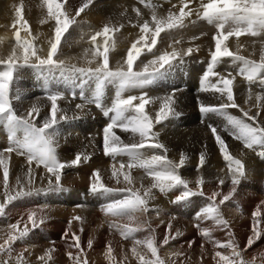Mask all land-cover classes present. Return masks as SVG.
<instances>
[{"label": "bare ground", "instance_id": "1", "mask_svg": "<svg viewBox=\"0 0 264 264\" xmlns=\"http://www.w3.org/2000/svg\"><path fill=\"white\" fill-rule=\"evenodd\" d=\"M61 2L64 3L65 10L70 15L75 16V12L86 0H66V2L61 0ZM21 5H23V16L28 21L31 33L29 36L27 32L21 29V37L27 39L35 37L34 42L41 57H46L50 47L49 41L54 38L55 21L47 18V9L42 6V0H0V59H6L15 46L16 28L13 27V24L17 18L16 9ZM134 8L140 9L141 17L136 15V12L133 11ZM156 8L158 14L164 16L169 11L173 12L174 10L165 5ZM75 19L76 23L69 28V31L62 38L55 59L62 61L64 65L95 67V63L88 65L86 61V52L87 58H91V51L94 50L91 37L102 31L105 25L115 27L123 25L119 31L112 34L116 47L110 51L109 60L110 67L116 68L126 61L131 45L143 35L139 26L145 19L151 21V14L150 10L137 0H93V3ZM45 20L46 22H42ZM16 27L18 28L19 25ZM205 31L208 34L211 28L201 21H197L182 29L161 33V40L168 48L179 45L185 48L191 44H196L193 48L196 46L205 47L209 44V37ZM198 33H202V35L196 38L195 35ZM193 37L195 38L192 39ZM150 39L149 36V43ZM177 39H180V43L173 44L172 42ZM103 40L102 36L98 37L96 43L102 46ZM262 40L264 37L247 36L229 39L226 43L230 50L235 52L239 48L241 55L258 60ZM163 45L157 44L154 50H162ZM138 46L143 47V41ZM145 50L143 49V51ZM143 51L134 62V69L142 70L144 65L148 64L155 56L160 55L157 54L148 59L151 55H145ZM100 59L102 58H98V61ZM191 65L196 67L197 64L193 62ZM46 68L52 70L54 77L59 71V68L44 67L37 69L31 64L19 67L14 73L15 78L10 93V95L15 96L16 92H19V99L12 101L19 115H24L33 105L40 106L39 122H42V118L49 114L50 101L47 100V95H42L38 91L28 92V88L41 82L39 75L43 74ZM3 69L4 66L0 65V70ZM226 75L229 77V73ZM231 76L236 77L233 91L239 107L230 108L228 112L247 121V117L243 116L240 109L243 108L245 111L251 109L250 115L259 112V116L255 122H248L253 123L254 126L256 123L264 122V107H254L256 93H264V88L258 83L249 86L243 76L241 79L232 73ZM26 78L29 80H25ZM191 79L192 74L179 78V81H186L185 83L189 84L188 89L179 87L174 93H166V95L151 92L148 96L154 102L146 105V111L153 118V132L158 133V141L166 147L167 157L179 162L183 153L187 160L179 170L180 174L190 181L189 186L193 190L197 188V179L202 176L205 195L191 197L185 201L186 203H173L175 197L183 191L182 188L167 193L153 189L154 198L149 200V211L138 213V220L150 224L151 229L154 230L158 246L162 245L166 235L169 236V244L159 247V255L166 264H219V257L215 256V252L220 251L224 255L231 256L232 250L217 248L214 246V241L227 243L230 238L238 243L240 250H242L243 259L248 264H264V181L260 180L264 176V158L258 155L264 149L259 147L255 150L245 149L242 142L235 140L223 131L227 121L218 114H206L205 118L209 123L206 125L199 123L195 109L197 102L216 106L225 102L226 98L212 91L194 92L191 87ZM249 87L252 89L251 100L248 99ZM168 89L169 87H166L164 91L168 92ZM169 95L173 96L175 100L173 107L176 115H170L166 120L156 124L155 115L160 108V99ZM58 104L66 116L79 113L78 110H75L77 108L64 105L62 100L58 101ZM79 124L77 126L72 122L60 120L56 126L60 129V132L57 131L56 142L58 145L57 152L61 160L70 162L75 159L77 154L81 153L80 163L63 169L58 187L55 185L54 177H52L53 185L49 186L50 174L43 166L36 168L33 165L35 176L32 187L42 189V191L13 201L6 207L5 216L0 217V244H3L9 233L15 234L11 225L18 224L22 230L27 224L29 228L28 236L12 244L11 253L0 252V264L3 261H9V264H20L18 257L21 255L23 264H76L75 257L77 256L81 260L86 259L88 264H140L138 257L133 256L131 252L134 246L133 237L125 239L117 228L109 226L115 222L118 224L130 223V226L135 227L137 222H129L127 218L121 219L105 215L102 206L106 202L97 205V202L105 201L104 197L92 192L87 194L85 187L95 181L93 174L98 170L100 179L105 186L112 185L115 189L133 187L140 189L142 194L143 188L151 185V177H148L143 169L134 168L131 170L133 185H127L123 176L119 177L120 182L118 183L117 178L112 175L113 166L119 170L121 162L127 164V157L118 156L115 159L111 156L103 157L101 154L104 151L103 133L97 131L88 135V132L92 131V125L89 124L88 119H83ZM209 125L217 128L228 144L230 153L241 159L246 168V177L235 186L236 191L231 199L220 205L222 215L228 221L227 228L215 225L212 220H197L194 214L197 209L199 210L210 203L208 197L213 192L220 193L216 197V202L219 203L223 195L228 194L234 187L231 183V174L228 172L227 162L223 159ZM75 131L79 133L74 134ZM115 131L125 143L139 141V137H133L131 133H124L119 129ZM100 135L102 136L101 144L96 140V138H100ZM84 141H87V144ZM0 143L6 145L9 141L0 137ZM143 151L149 156L165 154L163 150L150 148H145ZM0 153H3L9 168L8 191L14 195L19 190V186L16 184L17 177H21L22 182L26 185L25 174L28 169L26 157L18 155L16 152L7 153L4 148L0 149ZM90 153L94 155L89 159ZM201 153L205 154L206 161L204 166L198 169ZM84 156L88 157V162ZM67 171L69 172L65 174ZM124 171L127 172L128 169L125 168ZM221 179L224 181L222 185L219 183ZM84 183L87 185L85 186ZM4 192L3 166H0V203L5 200ZM122 196L123 194H120L116 198H122ZM182 204H184L183 207ZM33 211L37 212L38 217L41 215L44 217V222L35 228L27 220L28 214ZM256 211H259L258 216L253 215ZM77 216L81 217V220H75L74 217ZM197 224L201 228L212 230V240L200 235V230L196 227ZM254 229L260 232V237L255 240L254 244L248 246L249 237H255ZM177 232L180 233L179 236H176ZM73 233L80 237V249L74 247ZM148 234L149 229L145 227L144 231L135 234V238L142 239ZM172 236H176V238L171 239ZM89 241L92 242L91 248L88 247ZM189 242H192L191 247H189ZM108 246L113 249L112 255L115 259L112 261L107 256ZM48 250H53L50 260L45 256ZM137 251L148 259L152 258L151 253L142 245L137 246ZM69 252L72 253V257L68 255ZM175 253L179 254L174 255ZM41 256H45L43 261L39 259Z\"/></svg>", "mask_w": 264, "mask_h": 264}, {"label": "snow or ice", "instance_id": "2", "mask_svg": "<svg viewBox=\"0 0 264 264\" xmlns=\"http://www.w3.org/2000/svg\"><path fill=\"white\" fill-rule=\"evenodd\" d=\"M66 2V0H65ZM146 8L150 10L151 21L143 20L140 24V32L143 34L139 40L131 45L127 54V59L124 63L119 64L116 68L110 67L109 53L116 47L113 33L119 31L123 25L119 27L105 25L102 31L95 33L91 37L93 49L91 51V58H87L88 65L96 64L95 67H76L72 65L66 67L62 61L55 59L61 45L62 38L69 28L76 23L75 17H78L93 0H86V2L75 12V16L69 14L65 10L64 3L61 0H42V6L47 9V18L55 21L54 38L49 41L50 47L46 57L39 55V49L35 44V37L31 39L22 38L20 31L23 29L31 35L28 21L23 16V5L16 9V20L13 27L15 31V46L11 49L10 54L6 59H0V65L4 66L0 70V124L7 129L9 146L4 149L7 153L16 152L18 155L25 156L28 169L26 172V185L22 182L21 177L16 178V184L19 190L15 194L8 191L9 185V168L3 153H0V166H3V184L5 188V200L0 203V217L5 216L6 207L13 201L19 200L22 197L31 196L34 192L42 191V189H35L32 187L34 183L35 173L33 165L36 168H43L50 174L48 179L49 186L53 185L52 177L55 178V185L58 187L61 182V175L63 169L66 167L76 165L81 161V155L77 154L75 159L70 162H62L57 152V130L56 126L60 120L67 119L66 114L60 109L58 101L64 99L60 92H52L47 96L50 101L49 114L45 115L40 121L41 108L38 105H33L24 115H19L13 106V99H19V92L15 96L10 95L12 92V84L14 81V73L19 67L25 65H32L34 67H48L61 68L66 71L80 73L89 76L95 81L94 94L87 102L95 103L96 107L103 110V114L109 117V123L103 129V150L104 154L115 159L118 156L127 157V164L121 162L120 168L117 170L113 166V177L117 178L123 176V180L127 185H133V177L131 170L134 168L143 169L148 177H151L152 183L149 187L143 188L141 194L140 189L133 187L113 189L105 186L100 179L99 171L94 172L95 181L91 184V192L99 194L107 201L102 206V211L105 215H110L117 218H127L129 222H137L135 227L129 224L111 223L110 227H115L120 231V234L128 239L133 237L134 246L131 249L133 256L138 257L140 264H166L165 260L159 255V247L169 244V236L166 235L162 241V245L158 246V241L151 229L150 224L138 220V213H147L149 211V200L153 199V189H158L161 193L171 192L174 189L182 188L180 195L176 196L173 203H180L188 201L194 196H204V179L199 177L196 181L197 188L193 190L189 185L190 181L182 177L180 169L185 165L187 157L182 153L179 162L170 160L167 155L166 147L157 139L158 133L153 132V118L146 111V105L153 103L147 93L140 96L132 95L131 90L143 89L147 85L154 83L157 79L163 78L165 73L173 68L174 62L182 60V56H190L193 52L192 48H188L181 53V51L173 48L171 52L165 51L162 54L155 56L154 59L144 65L142 70H134V62L142 54L143 49L152 53L156 47L158 38L161 33L169 32L175 29H182L185 26V21L196 15L197 19L204 20L207 24L217 29L213 39L215 41L214 51L210 53V62L203 73L200 80V91L219 93L226 100L219 105H206L203 102L199 105L201 113L209 114L215 113L222 116L227 125L223 128L224 132L232 136L235 140L242 142L245 149L255 150L259 147L264 149V122L253 123L259 116V112L250 115L251 109L245 111L243 108L240 111L247 121L238 116L232 115L228 112L230 108H238L236 103L233 85L236 79L235 76L229 77L221 76L215 71L217 66L224 60V58H231L233 66L237 68V75L243 76L249 86L259 84L264 88V40L261 41V50L259 59H252L241 55L239 48L237 51L230 50L227 41L230 37L239 38L241 36L264 37V0H200L199 6L190 8L189 4L193 0H183L182 6L179 7L178 12L169 11L166 16L158 14L156 5L152 0H139ZM175 7V6H174ZM138 17H141L139 8H134ZM42 22H46L42 21ZM195 21H193L194 23ZM19 25L17 28L16 26ZM103 37V45H98L97 38ZM149 36L151 37L149 43ZM143 41V47H139ZM180 43V41H176ZM101 47L103 50L101 51ZM198 50V49H197ZM98 58H102L98 61ZM211 77H219L216 83L211 82ZM106 84H112L116 87L115 98L111 106L106 107L102 103L104 87ZM125 93H129L125 95ZM248 99H252V89H248ZM139 101V103H134ZM256 108L264 107V93H256L255 95ZM247 103V101H245ZM175 100L173 96L169 95L160 99V108L155 115V123L159 124L166 120L170 115H176L173 105ZM77 108L83 109L85 106L78 104ZM60 113V115H58ZM111 113V115H109ZM223 159L227 162L228 172L231 174V183L234 186L232 190L223 195L219 203L216 202V197L220 195L218 192H213L208 197L210 203L200 208L196 212L195 218L197 220H212L217 226L228 227V221L224 219L220 205L230 200L236 191L235 186L238 185L242 179L246 177V168L244 162L233 156L229 151V146L225 139L215 126L209 125ZM116 129L124 133H131L133 137L138 136V142L125 143L116 133ZM145 148L163 150L165 154L147 155ZM264 158V150L258 153ZM87 160L88 157L84 156ZM206 161L204 153L199 156L198 169L203 167ZM127 168L128 171H124ZM219 183L222 185L224 181L221 179ZM143 187V185H141ZM123 194L122 198H116ZM42 211V210H41ZM254 216L259 215V211L253 213ZM75 220H81V217H74ZM28 222L35 228L38 224L44 222V217L37 216V212L33 211L28 214ZM259 223L258 221L256 222ZM15 230V234L9 233L7 239L3 244H0V252L11 253L12 244L18 240H22L29 234L27 224L21 230L18 224L11 225ZM149 229V234L142 239L135 238V234ZM196 227L200 230V235L209 240H212V230L209 228H201L199 224ZM171 228V225H169ZM255 231V229H254ZM67 234V233H66ZM180 233L177 232L176 236ZM172 236L171 239H175ZM260 232L255 231V237H249L247 245L251 246L259 239ZM74 247L80 249V237L75 233L72 234ZM189 242V247H191ZM144 246L150 253L151 259L145 257L137 251V246ZM92 242L89 241L88 247L91 248ZM214 246L217 248L231 249V256L224 255L220 251L215 252V256L219 257V264H248L243 259L242 250H240L238 243L234 239H229L227 243L214 241ZM48 250L45 256L50 260L51 252ZM82 251V249H81ZM113 249L111 246L107 247V256L110 261L115 258L112 255ZM175 253L174 255H178ZM68 255L72 257V253ZM45 256L39 257L44 260ZM20 264H23L22 255L18 257ZM76 264H88L87 260H81L79 256L75 257ZM2 264H9V261H3Z\"/></svg>", "mask_w": 264, "mask_h": 264}, {"label": "rangeland", "instance_id": "3", "mask_svg": "<svg viewBox=\"0 0 264 264\" xmlns=\"http://www.w3.org/2000/svg\"><path fill=\"white\" fill-rule=\"evenodd\" d=\"M101 137H102L101 135H100V138H96V137H95V138H96V140H97L99 143H100V139H101ZM86 142H87V141H84V143H86ZM86 144H87V143H86ZM100 144H101V143H100ZM68 172H69V171H67L65 174H67ZM70 172L74 174V172H73V171H71V170H70ZM72 180H74V181H75V179H72ZM84 184H85V186L87 185L86 183H84ZM111 186H112V185H111ZM112 188H113V187H112Z\"/></svg>", "mask_w": 264, "mask_h": 264}]
</instances>
